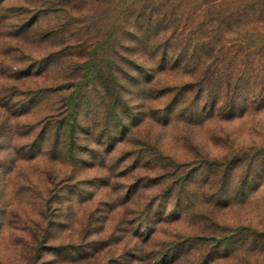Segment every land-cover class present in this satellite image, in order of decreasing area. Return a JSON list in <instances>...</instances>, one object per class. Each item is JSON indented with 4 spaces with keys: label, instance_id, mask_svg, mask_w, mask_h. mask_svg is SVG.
<instances>
[{
    "label": "rangeland",
    "instance_id": "374dc122",
    "mask_svg": "<svg viewBox=\"0 0 264 264\" xmlns=\"http://www.w3.org/2000/svg\"><path fill=\"white\" fill-rule=\"evenodd\" d=\"M260 1L0 0V264H264Z\"/></svg>",
    "mask_w": 264,
    "mask_h": 264
},
{
    "label": "trees",
    "instance_id": "16d2710c",
    "mask_svg": "<svg viewBox=\"0 0 264 264\" xmlns=\"http://www.w3.org/2000/svg\"><path fill=\"white\" fill-rule=\"evenodd\" d=\"M263 5H264V0L263 1H260ZM236 109H234V111H235Z\"/></svg>",
    "mask_w": 264,
    "mask_h": 264
}]
</instances>
